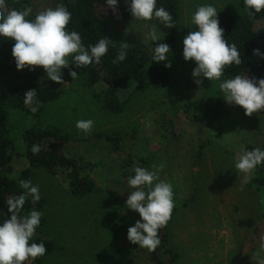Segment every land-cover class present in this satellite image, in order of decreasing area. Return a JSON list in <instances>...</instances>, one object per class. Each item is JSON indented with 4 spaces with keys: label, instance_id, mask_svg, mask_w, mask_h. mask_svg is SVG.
I'll return each mask as SVG.
<instances>
[{
    "label": "rangeland",
    "instance_id": "1",
    "mask_svg": "<svg viewBox=\"0 0 264 264\" xmlns=\"http://www.w3.org/2000/svg\"><path fill=\"white\" fill-rule=\"evenodd\" d=\"M38 1L46 7L52 0ZM202 5H212L218 12L239 10L238 0H178L179 20L166 86L132 92L123 111L114 113L103 109L93 93L101 84L91 86L77 77L60 84V96L44 104L38 125L67 135L66 154L101 161L96 177L100 178L99 173L116 176L122 155L92 135L117 134L126 152L146 153L148 171H157L160 180L175 182V211L167 227L168 246L178 255L175 264H260L262 242L250 246L246 236L264 226V189L248 185L252 175L246 179L235 163L238 154L247 150L245 144L263 138L264 109L249 117L239 106L226 103L219 89L226 77L219 81L202 78V87L194 83L191 73L196 65L183 58V38L193 31L192 15ZM109 11V35L114 40L127 44L149 40L151 21L123 19L120 14L117 18L110 7ZM14 80L12 74L1 76L0 90ZM127 92L129 88L121 93ZM88 119L94 125L86 134L76 128V122ZM7 120V133L22 152V131L36 117L9 109ZM161 163L165 165L162 171ZM25 166L24 158L14 159L17 171ZM30 181L44 198L35 234L53 242V250L38 264H151L144 253L147 249L132 257L128 244L113 237L120 216L117 197L125 187L104 184L77 196L64 189L61 173L44 168L33 169ZM133 213L136 221L141 219L138 212Z\"/></svg>",
    "mask_w": 264,
    "mask_h": 264
},
{
    "label": "trees",
    "instance_id": "2",
    "mask_svg": "<svg viewBox=\"0 0 264 264\" xmlns=\"http://www.w3.org/2000/svg\"><path fill=\"white\" fill-rule=\"evenodd\" d=\"M6 4L10 10H23L25 6H30L33 13L28 19H34L35 14L45 8H54L57 4H63L71 13L68 31L78 32L85 47L95 45L104 37L110 39L108 53L101 58L100 63L94 62L89 66L78 68L71 63L72 57H69V68L62 69V79L65 82L72 80L68 74L71 69L77 72L78 77L86 79L91 86L101 84V88L93 93L101 107L107 111L120 113L131 98L132 92L161 88L169 82L170 74L168 67L164 66L165 62H156L152 60V57L157 43H167L170 46V51L174 48L176 27H165L157 18H153L150 21L155 27L159 40L153 42L149 39L128 44L126 60L113 64L112 60L118 55L124 43L114 40L109 35L107 13L110 11L106 0H52L46 7H41L38 0H6ZM129 4L130 0H117L119 14L123 19L134 18L128 11ZM157 7H163L169 11L177 26L179 20L178 0H157ZM238 8L236 13L218 12L219 25L224 29V38L229 44L235 43L243 61L239 66L232 65L230 68H226L223 77L230 79L235 75L247 74L249 78H264V59L253 55V49H259L261 53H264V11L249 16L250 10L245 7L244 0H238ZM196 30L198 28L194 25L193 31ZM14 43V40L0 37V77L12 74L15 78L11 84L0 90V223L8 219L10 215L7 210V199L26 191L20 187L19 181L30 180L31 172L36 168H44L53 174L61 173L64 189L77 196L85 195L95 188L103 187L104 184L114 188L118 187V189L120 185V187H125L126 191L117 197L120 216L115 224L113 237L116 241H125L128 244L125 245L127 251H130L132 257H135L139 253L138 251L143 248L132 244L127 239V229L133 226L136 221L134 210L127 208L126 204L128 195L134 190L128 186L127 181L134 176L136 167L148 170L149 159L146 153L136 152L134 154L123 150L120 135L93 134L92 138L105 140L111 144L112 151L122 155L117 160L119 168L117 175L112 178L107 177L105 173H99L100 178L95 176L96 172L101 170L102 164L99 163L101 161H91L83 155L66 154L64 148L67 135L57 128H42L38 125L44 104L60 96L61 85L47 78L42 67H35L33 70L28 68L18 70L12 56ZM127 88L130 89V92L123 95L121 92ZM31 89L36 90L37 99L40 101L36 113H32L23 102L25 92ZM215 101L222 104L220 98H215ZM239 108L241 113L245 114L244 109L241 106ZM9 109H19L24 114L36 117V121L22 131V152L17 151L15 141L7 133V112ZM195 117L197 118V116ZM34 144L39 145L41 149L35 155L31 152ZM245 146L247 150L257 147L264 150V135L261 141L248 143ZM16 157H22L26 161V166L18 171L14 169ZM171 184L174 192H177L175 182L171 180ZM247 184L264 189V164L254 170ZM43 205L44 198L42 196L35 205L32 204L31 196H29L20 215L25 216L33 209L39 211ZM174 211L175 208H173L172 214ZM262 222H264V217ZM167 227L168 224L159 231L161 243L157 249L154 252L144 250L151 264H175L177 261L178 255L168 246ZM246 237H248L247 243L250 246H254L256 242H264V226L257 230L254 229ZM32 242L43 243L47 249L45 255L53 250V242L47 237L35 234ZM42 257L27 261L25 264H38Z\"/></svg>",
    "mask_w": 264,
    "mask_h": 264
},
{
    "label": "clouds",
    "instance_id": "3",
    "mask_svg": "<svg viewBox=\"0 0 264 264\" xmlns=\"http://www.w3.org/2000/svg\"><path fill=\"white\" fill-rule=\"evenodd\" d=\"M106 5L119 18L117 0H106ZM244 5L250 11L249 16L264 11V0H244ZM128 11L137 20L150 21L157 18L165 27L173 28L176 24L173 16L163 7H157V0H130ZM33 13L30 6L23 10L9 9L6 0H0V37L14 40L12 56L18 70L42 67L47 78L63 84L62 69L69 68L71 63L82 68L100 63L109 50L110 39L101 38L95 45L82 43L81 35L76 31H68L71 13L65 5L57 4L54 8H45L37 12L34 19H28ZM191 22L198 30L190 31L183 38V58L192 60L195 67L192 70L194 83L203 86V79L219 81L226 68L243 63L235 43L229 44L224 38V29L220 27L218 10L212 5L198 6L193 13ZM148 38L156 42L159 36L153 27L148 32ZM128 44L124 43L113 64L123 62L127 57ZM170 46L167 43H157L152 60L164 61L165 67H170ZM253 55L264 59V53L253 49ZM72 80L77 79L76 71L69 69ZM224 100L228 104L239 105L246 116L264 109V78H249L248 75H235L219 84ZM24 104L32 113L38 111L40 101L34 89L24 94ZM94 122L91 119L78 120L76 128L86 134L91 133ZM40 146L34 144L31 152H40ZM264 164V150L259 147L243 150L238 154L235 168L245 174L247 179L254 170ZM159 165V170L164 169ZM134 176L127 181L133 191L126 200L127 208L139 213L140 220L127 229V239L141 248L154 252L160 245L159 231L166 227L171 219L174 208V191L172 184L160 180L157 171H148L143 167L134 169ZM20 187L26 190L23 194L7 199L8 219L0 223V264H25L45 255L47 249L43 243L32 242L37 227L41 223L42 213L31 210L27 215L20 213L29 196L35 205L41 199L38 186L30 180H20ZM264 250V242L260 245ZM264 264V260L260 262Z\"/></svg>",
    "mask_w": 264,
    "mask_h": 264
}]
</instances>
